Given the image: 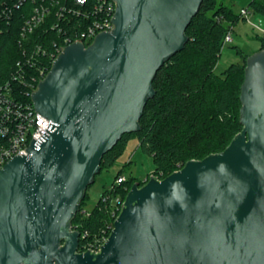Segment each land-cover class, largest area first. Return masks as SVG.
I'll return each instance as SVG.
<instances>
[{
  "label": "water",
  "instance_id": "obj_1",
  "mask_svg": "<svg viewBox=\"0 0 264 264\" xmlns=\"http://www.w3.org/2000/svg\"><path fill=\"white\" fill-rule=\"evenodd\" d=\"M113 1L114 27L66 45L32 92L48 131L0 167V264H264V48L247 57L228 146L134 182L100 249L79 250L73 219L102 158L141 128L203 2Z\"/></svg>",
  "mask_w": 264,
  "mask_h": 264
},
{
  "label": "trees",
  "instance_id": "obj_2",
  "mask_svg": "<svg viewBox=\"0 0 264 264\" xmlns=\"http://www.w3.org/2000/svg\"><path fill=\"white\" fill-rule=\"evenodd\" d=\"M36 1L26 0L17 8L13 0H0V83L11 77L16 62L23 57L24 48L31 51L37 43H41L50 49L53 46L52 39L59 40L63 35L58 32V26L53 27L56 22L55 7L53 13L35 26L32 32L26 37L22 35L23 26L32 15ZM248 7L264 15V0H250ZM240 18L241 13L224 0H203L186 29L188 41L184 48L166 61L154 78L155 94L145 106L140 119L141 128L123 134L116 145L105 153L101 171L117 162L128 140L134 137L153 159L154 169L151 174L160 178L181 168L189 159H202L228 146L243 128L240 95L250 54L239 48L240 61L220 72L216 66L225 36ZM261 48H264V43ZM42 61H46L48 68H51V62L45 60V57ZM25 69L28 75H36L38 65H26ZM39 79L34 82L35 87ZM13 84L20 93L19 97L32 100L30 95L21 93L25 89L22 81L17 80ZM131 161L126 165H130ZM124 168L117 171L115 180L124 174ZM125 176L126 180L118 184L114 192L120 194L122 200L134 182L143 184L149 179V176L145 180H138L133 175ZM86 198L87 191L73 219V225L77 226L81 235L85 232L88 235L80 236V249L103 229L109 234L111 228L108 226L115 221L110 203H105L102 196L92 209L85 207Z\"/></svg>",
  "mask_w": 264,
  "mask_h": 264
},
{
  "label": "built area",
  "instance_id": "obj_3",
  "mask_svg": "<svg viewBox=\"0 0 264 264\" xmlns=\"http://www.w3.org/2000/svg\"><path fill=\"white\" fill-rule=\"evenodd\" d=\"M25 1L13 0L14 6L20 8ZM53 7L56 9V22L53 27L58 26V32L63 35L59 40L52 39L53 46L50 49L41 43H37L31 51L24 48L23 57L16 62V68L11 77L0 83V167L14 155L24 150L31 141L48 131L46 127L49 120L38 112L32 100L28 101L19 97L20 93L15 90L13 82L22 81L25 89L21 93L30 95L32 98V92L38 87V85L37 87L34 86V82L38 78H40V82L50 70L48 63L42 61L43 57L52 65L59 53L69 43L79 41L86 45L90 44L98 32L111 30L114 27L111 18L115 13L116 3L113 0H51L50 2L37 0L32 15L26 19L22 35L26 37L28 33L34 30L35 26L52 14ZM240 13L249 19L251 10L249 7H242ZM231 40L230 30L225 36L224 44ZM26 65H38L37 74L28 75L25 69ZM125 180L124 174L118 176L111 187L107 189V192L101 195L105 203H110L112 216L115 219L121 210L124 199L122 200L120 194L114 192L116 186ZM74 227L77 228V226ZM108 227L112 230L114 223ZM109 234H107L106 229H103L99 235L87 240L83 244V249L79 248V250L92 249L98 251ZM80 236L87 237L88 235L87 232L82 235L80 232Z\"/></svg>",
  "mask_w": 264,
  "mask_h": 264
},
{
  "label": "rangeland",
  "instance_id": "obj_4",
  "mask_svg": "<svg viewBox=\"0 0 264 264\" xmlns=\"http://www.w3.org/2000/svg\"><path fill=\"white\" fill-rule=\"evenodd\" d=\"M224 2L236 11H240L242 7H248L250 0H224ZM248 18L242 16L231 29L232 40L222 47L216 66L218 72L241 60V55L238 53L239 48L248 54L261 49L264 43V15L251 10ZM130 160H132L130 165H126ZM123 166L125 175L136 176L138 180H145L154 169L151 155L139 146V141L135 137L128 140L123 154L116 163L96 175L95 181L87 189L85 203L87 209H92L100 196L111 187L117 171Z\"/></svg>",
  "mask_w": 264,
  "mask_h": 264
},
{
  "label": "crops",
  "instance_id": "obj_5",
  "mask_svg": "<svg viewBox=\"0 0 264 264\" xmlns=\"http://www.w3.org/2000/svg\"><path fill=\"white\" fill-rule=\"evenodd\" d=\"M241 10V9H240ZM237 12H240V11H237Z\"/></svg>",
  "mask_w": 264,
  "mask_h": 264
}]
</instances>
